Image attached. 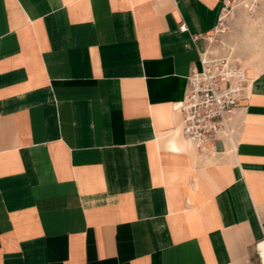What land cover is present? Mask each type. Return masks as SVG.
Wrapping results in <instances>:
<instances>
[{"label":"crops","instance_id":"crops-1","mask_svg":"<svg viewBox=\"0 0 264 264\" xmlns=\"http://www.w3.org/2000/svg\"><path fill=\"white\" fill-rule=\"evenodd\" d=\"M225 2L0 0V264L260 257L264 66L230 139L176 111Z\"/></svg>","mask_w":264,"mask_h":264},{"label":"built area","instance_id":"built-area-1","mask_svg":"<svg viewBox=\"0 0 264 264\" xmlns=\"http://www.w3.org/2000/svg\"><path fill=\"white\" fill-rule=\"evenodd\" d=\"M228 3L230 0H226L225 9ZM181 30L186 27L182 25ZM209 51L208 47L203 50L201 69L192 72L185 100L176 108L183 116L182 136L201 151L208 144L232 137L233 116L249 82L246 69L237 61Z\"/></svg>","mask_w":264,"mask_h":264},{"label":"rangeland","instance_id":"rangeland-1","mask_svg":"<svg viewBox=\"0 0 264 264\" xmlns=\"http://www.w3.org/2000/svg\"><path fill=\"white\" fill-rule=\"evenodd\" d=\"M230 2L217 29L207 37V47L245 69L264 66V0ZM245 264H260L259 255Z\"/></svg>","mask_w":264,"mask_h":264},{"label":"bare ground","instance_id":"bare-ground-1","mask_svg":"<svg viewBox=\"0 0 264 264\" xmlns=\"http://www.w3.org/2000/svg\"><path fill=\"white\" fill-rule=\"evenodd\" d=\"M212 44V43H211ZM226 47V46H225ZM231 48V47H230ZM211 52L212 54H215L214 52L212 51H209ZM232 52V51H231ZM216 55V54H215ZM258 250H259V254H260V264H264V242L260 243L259 244V247H258Z\"/></svg>","mask_w":264,"mask_h":264}]
</instances>
